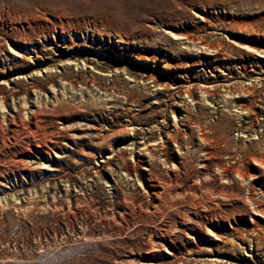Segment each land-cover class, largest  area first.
<instances>
[{"label": "rangeland", "instance_id": "374dc122", "mask_svg": "<svg viewBox=\"0 0 264 264\" xmlns=\"http://www.w3.org/2000/svg\"><path fill=\"white\" fill-rule=\"evenodd\" d=\"M0 264H264V0H0Z\"/></svg>", "mask_w": 264, "mask_h": 264}]
</instances>
